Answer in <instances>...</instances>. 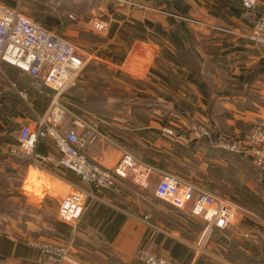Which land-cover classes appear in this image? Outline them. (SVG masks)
Here are the masks:
<instances>
[{
	"label": "crops",
	"instance_id": "1",
	"mask_svg": "<svg viewBox=\"0 0 264 264\" xmlns=\"http://www.w3.org/2000/svg\"><path fill=\"white\" fill-rule=\"evenodd\" d=\"M0 2L70 42L83 61L76 84L56 99L97 131L87 157L112 169L127 149L152 168L146 187L122 180L110 190L59 166L49 137L37 142L35 159L12 155L20 127H34L56 94L1 63L0 194L11 200L15 187L24 197L18 211L0 215V264H50L30 241L69 245L72 262L62 264H143L140 250L172 264L264 260V168L247 144L253 120L264 118V43L248 39L252 19L241 0ZM93 16L106 32L91 29ZM192 123L205 134L196 138ZM225 141L240 152L222 148ZM164 174L235 205L231 224L207 227L159 199ZM77 190L83 213L63 223L59 202Z\"/></svg>",
	"mask_w": 264,
	"mask_h": 264
},
{
	"label": "built area",
	"instance_id": "2",
	"mask_svg": "<svg viewBox=\"0 0 264 264\" xmlns=\"http://www.w3.org/2000/svg\"><path fill=\"white\" fill-rule=\"evenodd\" d=\"M241 5L252 19L248 39L264 43V8L256 0H241ZM90 27L95 32L104 33L109 25L105 20L93 16ZM1 63L16 67L56 94L47 110L35 116L34 127L28 124L20 127L12 155L21 159H35L37 142L41 138L49 137L59 152L56 163L72 171L88 185L115 190L118 182L130 180L138 187L147 186L152 172L151 166L126 150H123L112 169H105L90 160L84 149L97 140V131L56 99L59 94L75 85L83 68L84 63L76 56L74 46L18 9L0 2ZM189 129L196 138L205 134L201 125L192 123L189 124ZM247 144L253 162L264 168V118L253 120ZM220 146L232 152H240V146L234 142H221ZM154 193L173 208L187 209L191 215L201 217L206 221L207 227L224 229L231 224L235 205L218 200L211 193L199 191L191 183L174 175L164 174L156 184ZM84 204L82 191L77 190L66 195L59 202L57 219L73 224L81 217ZM144 219L148 220L149 215ZM30 245L39 249L50 264L72 262L69 245L62 246L45 241H30ZM137 256L143 264H172L165 258L153 256L144 250H140Z\"/></svg>",
	"mask_w": 264,
	"mask_h": 264
},
{
	"label": "rangeland",
	"instance_id": "3",
	"mask_svg": "<svg viewBox=\"0 0 264 264\" xmlns=\"http://www.w3.org/2000/svg\"><path fill=\"white\" fill-rule=\"evenodd\" d=\"M82 70H83V68L81 69L80 73L78 74L76 81H77L78 77L80 76ZM83 78H84V76H83ZM76 81H75V84H76ZM96 81H97V83L100 84L98 79ZM111 91H113V90H111ZM112 93L114 95V91ZM11 197H12L11 200H9L7 197L4 198L2 195L0 196V215L5 214V211H10L11 213H14V212L18 211L19 208L21 207V205L19 203L20 202L19 199H21V197L23 199L24 196L20 195V197H19L17 188L13 187L12 192H11ZM27 211H28L29 215L37 214L36 209L33 207H30V206L27 208Z\"/></svg>",
	"mask_w": 264,
	"mask_h": 264
},
{
	"label": "trees",
	"instance_id": "4",
	"mask_svg": "<svg viewBox=\"0 0 264 264\" xmlns=\"http://www.w3.org/2000/svg\"><path fill=\"white\" fill-rule=\"evenodd\" d=\"M127 150V149H125ZM128 151V150H127ZM0 184H2V179H0ZM1 196V194H0ZM6 214L11 213L10 211H5ZM243 262L244 263H240V264H264V260H256V259H250L247 257H243Z\"/></svg>",
	"mask_w": 264,
	"mask_h": 264
}]
</instances>
